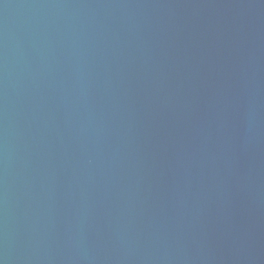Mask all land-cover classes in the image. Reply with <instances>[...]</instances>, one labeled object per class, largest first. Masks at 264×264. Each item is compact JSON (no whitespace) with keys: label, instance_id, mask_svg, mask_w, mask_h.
<instances>
[{"label":"water","instance_id":"95a60500","mask_svg":"<svg viewBox=\"0 0 264 264\" xmlns=\"http://www.w3.org/2000/svg\"><path fill=\"white\" fill-rule=\"evenodd\" d=\"M0 264H264V0H0Z\"/></svg>","mask_w":264,"mask_h":264}]
</instances>
